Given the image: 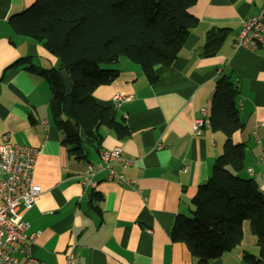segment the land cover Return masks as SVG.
Returning a JSON list of instances; mask_svg holds the SVG:
<instances>
[{"label":"crops","instance_id":"1","mask_svg":"<svg viewBox=\"0 0 264 264\" xmlns=\"http://www.w3.org/2000/svg\"><path fill=\"white\" fill-rule=\"evenodd\" d=\"M34 1L0 0V141L9 133L38 152L34 182L42 192L24 214L28 232H39L34 256L40 264H69L73 246L75 264H199L185 243L172 239V229L179 214L191 215L198 186L209 179L223 152L226 135L209 123L216 80L223 72L238 83L244 127L233 139L246 144L241 174L254 178L264 192V44L254 49L235 44L242 20L257 15L263 0H197L190 12L199 22L173 63L155 67L156 83H149L141 67L126 57L111 65L119 75L97 88L94 98L126 122L130 135L120 139L104 127L101 149L119 146L132 159L127 167L116 164V170L138 180L139 191L109 179L98 152L90 161H79L62 144L49 84L28 69L58 67L59 60L9 24L12 14ZM218 28L227 29L226 38L216 54L206 56L207 34ZM27 56L32 57L28 63L17 62ZM116 90L130 98L119 107L113 103ZM199 117L205 123L195 133L193 121ZM89 163L96 184L85 188L81 175ZM247 254L258 256L259 245L245 221L241 244L212 264H251Z\"/></svg>","mask_w":264,"mask_h":264},{"label":"trees","instance_id":"2","mask_svg":"<svg viewBox=\"0 0 264 264\" xmlns=\"http://www.w3.org/2000/svg\"><path fill=\"white\" fill-rule=\"evenodd\" d=\"M196 2L35 0L9 17L17 34L41 42L59 60L58 67L28 69L48 82L54 123L74 159L90 161L94 152L99 153L104 127L120 139L130 135L126 122L114 118L110 107L97 103L94 92L119 75V69L111 65L121 57L138 64L147 81L156 83L155 67L173 63L199 22L190 12ZM227 33L224 28L210 30L203 54H216ZM31 58L17 62L28 63ZM238 96L232 75L223 72L216 80L209 115L211 127L226 135L223 152L216 157L209 179L198 186L191 215L179 214L172 229V239L185 243L199 264H212L241 244L245 221L259 245L258 256L247 254L245 259L264 264V192L254 178L241 174L246 168V144L233 139L244 127ZM92 196L97 200L93 189Z\"/></svg>","mask_w":264,"mask_h":264},{"label":"built area","instance_id":"3","mask_svg":"<svg viewBox=\"0 0 264 264\" xmlns=\"http://www.w3.org/2000/svg\"><path fill=\"white\" fill-rule=\"evenodd\" d=\"M235 44L251 49L264 44V0L257 15L242 20ZM129 99L120 90L114 92L113 103L116 107ZM201 110L203 115L208 112L206 107ZM204 123L203 117L194 119L193 131L199 132ZM37 153L36 148L13 141L9 133H4L1 137L0 264H40L33 254V245L39 232L29 233L30 225L24 220V214L35 205L42 192L41 187L34 182ZM99 156L100 168L108 171L109 179L116 178L118 182L130 184L135 190H140L138 180L128 179L116 170V164L127 167L132 163V159L122 152L121 147L102 148ZM94 175V166L87 164L81 175L83 187L95 186ZM67 260L69 264L76 262L73 246L68 249Z\"/></svg>","mask_w":264,"mask_h":264},{"label":"water","instance_id":"4","mask_svg":"<svg viewBox=\"0 0 264 264\" xmlns=\"http://www.w3.org/2000/svg\"><path fill=\"white\" fill-rule=\"evenodd\" d=\"M61 75H62V78H63V82L65 84V87H66L67 91H69V82H68V78L66 76V72L64 70L61 71Z\"/></svg>","mask_w":264,"mask_h":264}]
</instances>
